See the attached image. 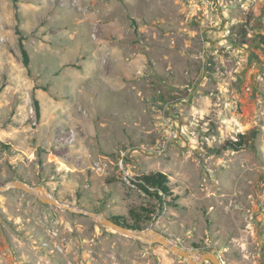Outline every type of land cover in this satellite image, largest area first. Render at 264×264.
I'll list each match as a JSON object with an SVG mask.
<instances>
[{"label": "rangeland", "instance_id": "rangeland-1", "mask_svg": "<svg viewBox=\"0 0 264 264\" xmlns=\"http://www.w3.org/2000/svg\"><path fill=\"white\" fill-rule=\"evenodd\" d=\"M260 36L264 0H0V185L76 209L0 189V264H190L89 214L132 223L142 206L134 230L195 260L264 264ZM158 171L176 205L131 183Z\"/></svg>", "mask_w": 264, "mask_h": 264}, {"label": "trees", "instance_id": "trees-1", "mask_svg": "<svg viewBox=\"0 0 264 264\" xmlns=\"http://www.w3.org/2000/svg\"><path fill=\"white\" fill-rule=\"evenodd\" d=\"M16 1V0H14ZM19 31V30H18ZM21 33V32H19ZM260 43L264 44V36L259 37ZM20 48L23 55V62L26 67L30 66V54L27 48L25 47V44L23 42V37L20 36ZM36 108L37 113L40 115V106L39 103L36 101ZM258 135L257 129H252L249 132L246 133H240L239 136L236 139H229L226 140L221 147L217 148L216 151L220 150H233V151H241L246 148H249L251 146V142L256 139ZM131 183L141 190L143 194L146 196L157 200L158 204L162 207L167 203L169 204H175V200L178 198V196H174L171 198L170 202H167L165 199L167 196H172L173 191L170 186V178L169 175L163 172H150V173H144L139 176H136L133 179H130ZM142 212H138L135 210L130 211V216L133 219V222H129L128 218L122 215H113L110 216V218L116 222L117 224H120L127 228L132 229H141V221H142V215L144 214L147 221L152 220L153 215L156 212V209H152L149 207L142 206L141 207Z\"/></svg>", "mask_w": 264, "mask_h": 264}, {"label": "water", "instance_id": "water-1", "mask_svg": "<svg viewBox=\"0 0 264 264\" xmlns=\"http://www.w3.org/2000/svg\"><path fill=\"white\" fill-rule=\"evenodd\" d=\"M13 186L17 187L19 189H23L26 192L37 195L43 202H46L49 204H55V205L62 206V207H66L70 210H76L74 207H72L70 205L63 204V203L59 202L57 199L52 198L50 195H44L41 197L40 194H38L35 191V189L41 190V191L46 193L45 188L43 186L32 187L23 181H13V182L5 185V186L0 185V189L6 190V189H9ZM89 214L93 217L94 220L100 222L101 224H103L105 226L113 227V228H115V229L129 235V236H132V237H135L137 239H140V240H143L146 242H150V243L160 242L161 244H163L164 246L169 248L171 251H173L177 255L185 258L190 264H204V262H206V261H210L213 264H223V262L218 257V255L214 252H211V251L204 252L201 255V258L199 260H195L192 256V254L190 253V251L180 247L177 244L172 243L166 236H164V235L158 233L157 231L153 230L152 224H150L149 227L145 230H134L132 228H127V227H124L120 224H117L110 217H101L99 214H97L95 212H89ZM150 230H152V232L154 233V236H152V237L144 236V231L147 234H149ZM138 233H141L142 235H138Z\"/></svg>", "mask_w": 264, "mask_h": 264}, {"label": "bare ground", "instance_id": "bare-ground-1", "mask_svg": "<svg viewBox=\"0 0 264 264\" xmlns=\"http://www.w3.org/2000/svg\"><path fill=\"white\" fill-rule=\"evenodd\" d=\"M35 191L40 194V196H44V195H47L45 192L41 191V190H38V189H35ZM150 233L149 234H153L154 233L152 232V230L149 231ZM149 234H147L145 231H144V236H148ZM138 235H142L141 233H138Z\"/></svg>", "mask_w": 264, "mask_h": 264}, {"label": "built area", "instance_id": "built-area-1", "mask_svg": "<svg viewBox=\"0 0 264 264\" xmlns=\"http://www.w3.org/2000/svg\"><path fill=\"white\" fill-rule=\"evenodd\" d=\"M123 161H121V166L123 167V164H122Z\"/></svg>", "mask_w": 264, "mask_h": 264}]
</instances>
